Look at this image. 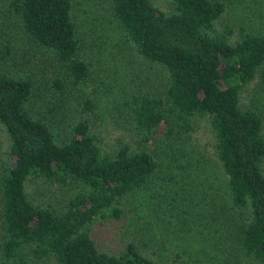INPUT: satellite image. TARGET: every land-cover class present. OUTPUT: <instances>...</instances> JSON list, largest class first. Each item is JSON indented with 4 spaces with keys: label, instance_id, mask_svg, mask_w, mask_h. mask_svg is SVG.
Here are the masks:
<instances>
[{
    "label": "trees",
    "instance_id": "trees-1",
    "mask_svg": "<svg viewBox=\"0 0 264 264\" xmlns=\"http://www.w3.org/2000/svg\"><path fill=\"white\" fill-rule=\"evenodd\" d=\"M105 2L118 38L103 40L117 39V74L138 86L96 68L94 18L75 0H0V264H264V23L228 0ZM116 91L132 133L108 141L98 109ZM52 92L74 96L71 113ZM153 187L163 217H141L148 240L102 248L91 224L122 220Z\"/></svg>",
    "mask_w": 264,
    "mask_h": 264
},
{
    "label": "rangeland",
    "instance_id": "rangeland-1",
    "mask_svg": "<svg viewBox=\"0 0 264 264\" xmlns=\"http://www.w3.org/2000/svg\"><path fill=\"white\" fill-rule=\"evenodd\" d=\"M159 4L162 7H165V3L167 0H158ZM248 1V3H247ZM230 3L229 5H232V7L235 9L234 12L239 15L249 14L250 17L256 18L257 21L264 23V0H228ZM75 5L77 10H79V18H84L85 11H89V13L94 18V27L95 31L91 33V38L94 39L93 43L95 44L94 52H91L92 58L94 59L96 63V68L101 67L102 64L106 66L104 69H109L108 72V78L110 81L115 82L130 87L142 84L140 80L134 76L132 78L133 80L124 81L121 74H117L116 68L120 67V65L116 66L114 59L117 58L119 53H117L115 46L117 39L112 40L111 38L105 39V34H108L110 36L117 37L113 33V29H111L112 26H115L112 22L110 24V19L108 17L109 11H108V5L105 2V0H75ZM250 4L249 6H247ZM245 5L247 7H245ZM81 13L84 16H81ZM98 14H101L103 18L106 19L105 25L102 26L100 31H97V16ZM100 34H103L102 37L97 38ZM97 39V41L95 40ZM118 38V37H117ZM103 40V41H101ZM118 45V44H117ZM98 46V48H97ZM119 47V46H117ZM120 48V47H119ZM121 49V48H120ZM122 50V49H121ZM110 55V58L108 56ZM111 59V60H110ZM96 81L94 83H90V87L88 88L89 92H92L95 88V85H101V82L105 81L104 77L100 78L99 81ZM109 82V81H108ZM104 83V87L107 89L110 88L109 83ZM129 84H128V83ZM136 86V87H137ZM135 87V86H134ZM253 86L250 87V92L252 95H254L252 91ZM117 90V89H116ZM118 91V90H117ZM117 91L116 95L113 96H106L102 97L99 104V119L100 123L103 126V133L105 139L114 140L119 136H124L127 139L130 138V128H126L122 121H125V113L121 111L118 107V105L113 101L117 97ZM119 94L121 92L118 91ZM51 97V105H57L61 106L63 103L65 105L62 107V109H59L62 113H71L72 107L67 105V102L73 98L74 96L72 94H67L66 97L62 100L61 96L57 95L55 92L50 93L49 95ZM110 98V99H109ZM64 101V102H62ZM260 106L264 107V95L261 97ZM6 138L4 133L0 132V143H5ZM193 142L198 143L202 150L205 151L206 154L214 158L213 150H212V144H213V138L211 133L206 127H199L196 131L193 132ZM150 147L155 151V153H161L163 158L166 157L165 154H163L162 149L155 145L153 142H150ZM165 148L164 146H162ZM166 149V148H165ZM2 152V151H1ZM181 171V169H179ZM187 174V173H185ZM191 185V183H189ZM158 185V184H156ZM188 185V189H191V186ZM158 189V187H157ZM163 191H161L162 193ZM160 191L156 190L155 187L152 189H147L144 191L139 192L134 198L131 200V202L127 201L124 205L126 206V215L123 217L120 221H113V220H101L96 221L93 224H91L90 231L93 234L95 240L100 243L101 247L107 250H115V248L123 247V245L131 238L133 237H140L141 239H146V231L141 229V226H144L145 224V217L152 221H160L162 216V207H158L155 209L153 205L159 200L158 205L160 203V199H162ZM155 210V211H154ZM191 210V209H189ZM194 210L189 211L188 216L192 219ZM180 211V209H179ZM152 214V216H151ZM144 216V219L141 218ZM166 221L163 219L160 223H155L158 225L156 228L160 227L162 230L167 229L166 232H168L165 235V244L162 246V248L165 249V252L167 254L172 253V250L174 248H179L178 246V240L176 237H174L171 229H174L175 227L173 225L165 224ZM150 226V225H149ZM192 226V224H191ZM159 228V229H160ZM161 232V230H160ZM159 232V233H160ZM149 234V237L151 236L152 232L148 230L147 232ZM148 237V238H149ZM153 237H156V235H153Z\"/></svg>",
    "mask_w": 264,
    "mask_h": 264
}]
</instances>
